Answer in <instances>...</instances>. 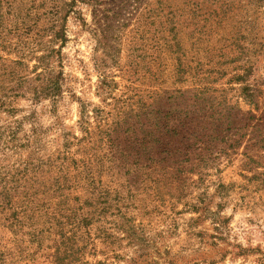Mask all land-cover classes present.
<instances>
[{
	"label": "rangeland",
	"instance_id": "374dc122",
	"mask_svg": "<svg viewBox=\"0 0 264 264\" xmlns=\"http://www.w3.org/2000/svg\"><path fill=\"white\" fill-rule=\"evenodd\" d=\"M160 2L1 0L0 186L28 187L6 264H50L58 221L109 264H264V6Z\"/></svg>",
	"mask_w": 264,
	"mask_h": 264
},
{
	"label": "trees",
	"instance_id": "16d2710c",
	"mask_svg": "<svg viewBox=\"0 0 264 264\" xmlns=\"http://www.w3.org/2000/svg\"><path fill=\"white\" fill-rule=\"evenodd\" d=\"M225 0H181V4H183V9H185L187 6H189L186 10V12H190L192 14V18L195 20L196 18L193 16V12H196L198 10H203L202 13L200 12V15H203L204 12L206 13L207 16L209 15H213V14H217L218 11L221 8H225L227 7L226 3L224 2ZM254 1V5L256 6V8H258V10H262V7L264 6V0H253ZM0 4H1V0H0ZM159 4H162L159 0ZM171 8V6L173 5H167ZM230 6V5H229ZM221 11H224V9H222ZM184 15V13L182 14V16ZM199 15V16H200ZM197 16V15H196ZM182 18V17H181ZM2 19H3V14L0 12V29L2 26ZM183 19V18H182ZM23 20V19H22ZM51 24L52 26H58L56 24L55 21L51 20ZM185 22H188L187 19L181 20V26L183 24H185ZM223 22V18L221 17H215L213 19V23L220 25ZM20 23H17L16 26H19ZM25 24V23H23ZM60 25V24H59ZM26 26V25H25ZM20 27V26H19ZM17 29V28H16ZM54 37L55 38H61L63 36V32L61 30V27H58V29H56L54 32ZM160 39H162L163 44L162 46V57H165L166 55L169 56L168 54H171V47H174L175 49H172V51H174V53H178L179 51V46L180 43H182V39L181 36L178 32H176L175 30V26L171 27L170 30L168 31V34H162L160 36ZM221 52V50H220ZM168 53V54H167ZM44 56V55H43ZM43 56H39L38 61L40 62V58L42 59ZM20 62V61H18ZM35 68V67H34ZM12 69V68H11ZM220 72V69H218ZM12 74V76H15L18 74V72L14 69H12L10 71ZM42 75L45 74L44 69H42ZM41 74V73H39ZM234 79H230L227 84H234L236 83L237 79H242V75L236 74L233 76ZM47 80L44 78H41L40 81V86L38 87L37 91L34 92V95L36 97H40L43 93L47 94L46 92H48V88L46 86ZM203 86V85H202ZM54 88L51 87V90ZM244 89V88H243ZM50 90V91H51ZM49 91V92H50ZM241 91V90H240ZM53 95V93H52ZM43 96V95H42ZM241 100L243 102H254L253 100L249 99L250 96H248L246 93H242L241 91ZM226 119H230V115L227 113L226 114ZM160 127L158 125L157 122H155L154 124V128H158ZM14 133V132H12ZM25 165L27 166H31L30 163H27V161L24 162ZM23 166L21 168V170H18L17 174H21L20 176H24L26 175V173L29 172V170L26 168V166ZM6 174H9V172H7ZM5 174V175H6ZM13 174H15V172L13 171ZM13 176V175H12ZM20 178L14 179L9 178L7 180V182H11L14 181L17 182L15 183L14 189H12V187H6L4 184H2L0 186V214H2L4 216L3 220H6L8 222L9 226H19L20 224H22V220H20L22 218V213L21 215L19 214V212H23V214L27 213V205H24V208H22L21 210L17 211L15 207H12V203H10L11 197L14 193L16 192H24L25 194L27 193L26 190L28 189L27 185H24V183L22 184L23 186V190L22 189H16V186L19 185L18 184V180ZM25 181V178H23V182ZM17 190V191H16ZM35 195V193H31V196ZM27 197H30V194L27 195ZM4 210H9V213L4 214ZM1 215V216H2ZM20 215V216H19ZM90 221L87 217H82L80 219V221L78 222H88ZM57 225V229H56V234L58 235V238L54 241V245L52 247L51 252L48 253V261L50 264H88V262L86 260H84L85 257V249H86V243H83V238L82 236H76V234L72 233V231L70 232V234L68 235V229H64L66 222H60L58 221V223H56ZM88 224V223H86ZM55 225H52V228ZM76 228V227H73ZM89 254V253H87ZM103 255V258L101 259H96V255L97 252L94 251L93 248V252L90 253L89 255H91V257H93V261L91 264H109V262L107 261L108 257H112L109 255H106V253H100ZM0 264H6V257H1L0 259Z\"/></svg>",
	"mask_w": 264,
	"mask_h": 264
}]
</instances>
